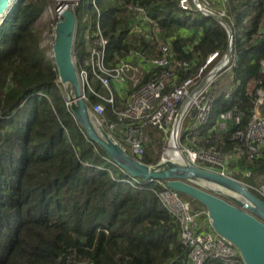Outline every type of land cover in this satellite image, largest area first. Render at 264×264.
Masks as SVG:
<instances>
[{"label":"trees","instance_id":"trees-1","mask_svg":"<svg viewBox=\"0 0 264 264\" xmlns=\"http://www.w3.org/2000/svg\"><path fill=\"white\" fill-rule=\"evenodd\" d=\"M53 1L15 0L0 23V264H192L180 223L158 196L163 184L137 179L130 185L132 177L88 137L67 103L40 25ZM85 1L89 15L83 12ZM221 7L233 35L234 88L230 98L214 101L201 133L208 141L204 147L228 152L235 148L231 137L238 125L222 131L218 124L234 106L245 114L242 126L251 117L250 86L261 79L264 60V0H227ZM74 11L78 70L88 67L98 26L108 40V66L122 60L139 64L137 54L159 57L168 44L176 81L196 73L214 51L224 53L230 39L218 20L183 9L181 0H81ZM163 70L152 67L145 81ZM90 80L95 91L109 95L98 79ZM112 88L114 103L89 90L87 103L102 102L105 119L118 122L117 112L127 107L133 89ZM147 144L142 161L159 162L161 151ZM229 168L264 200L255 189L264 184V159L243 155ZM205 264L245 263L239 253L230 262L210 258Z\"/></svg>","mask_w":264,"mask_h":264},{"label":"built area","instance_id":"built-area-1","mask_svg":"<svg viewBox=\"0 0 264 264\" xmlns=\"http://www.w3.org/2000/svg\"><path fill=\"white\" fill-rule=\"evenodd\" d=\"M196 1L181 0V7L192 9L196 6ZM198 2L201 3L199 0ZM136 9L142 15L145 14L142 8ZM219 10L222 11L219 12L221 15H226L224 8ZM89 34L87 38H90ZM91 38L90 56L86 61L88 67H82L79 71L85 99H88L86 92L89 90L102 100L114 103L112 84L115 81H125L130 71L135 72L132 77L134 91L127 108L117 112L118 123H109L104 118L105 107L102 102L92 107L110 132L115 133L121 128V133L134 134L133 138L126 135L127 147L134 155L143 157L145 151L143 131L148 127H154L166 137L165 155L169 157L170 149H177L179 154L183 153L192 164L201 167L207 164L222 175H232L229 163L240 156L244 155L251 161L264 159V60L261 62L262 77L252 91L253 109L246 125L242 126L245 114L238 106L221 114L218 124L220 130H227L230 123L238 125L231 137L235 142L234 150L223 152L215 146H203V143L208 141L201 133V128L208 122L214 101L218 97L232 96L235 78L233 69L237 60L234 59L231 42L230 50L227 49L224 53L220 51L211 53L196 73L175 83L176 72L170 68L173 62L170 45H162V55L147 60L152 67H161L164 70L157 78L143 82L144 72L139 65L126 60L114 66L106 64L108 40L102 35L99 26L97 35L94 39L93 36ZM137 57L143 58L140 54H137ZM184 65L188 66L189 63ZM92 76L108 90V97L94 90L90 80ZM126 121L130 122L125 123ZM120 137L125 140L123 135L120 134ZM136 180L128 181L132 186H136ZM163 185L165 188L158 196L162 204L178 219L182 242L190 249L189 258L192 264H205L210 258L230 262L238 256V249L230 241L218 234L201 231L198 217L205 210L196 207L194 199L184 198L179 192L168 188L164 183ZM255 189L264 196V184Z\"/></svg>","mask_w":264,"mask_h":264},{"label":"water","instance_id":"water-1","mask_svg":"<svg viewBox=\"0 0 264 264\" xmlns=\"http://www.w3.org/2000/svg\"><path fill=\"white\" fill-rule=\"evenodd\" d=\"M15 0H0V23ZM196 8L218 20L233 35L228 22L217 14ZM63 18L56 23L52 58L67 103L88 137L106 151L109 158L131 177L144 181H164L175 191L202 203L208 210L213 230L237 247L245 264H264V200L242 181L192 164L184 154L162 158L148 164L128 152L125 146L108 132L84 98L76 65L75 41L78 20L69 3L60 2ZM230 50V49H228Z\"/></svg>","mask_w":264,"mask_h":264},{"label":"rangeland","instance_id":"rangeland-1","mask_svg":"<svg viewBox=\"0 0 264 264\" xmlns=\"http://www.w3.org/2000/svg\"><path fill=\"white\" fill-rule=\"evenodd\" d=\"M81 0H54L53 3L46 9V11L44 12L41 20H40V25L43 27L44 29V33H43V46L46 47L47 49H50V52H52V45L54 42V38H55V26L56 23L59 21L60 19V15L57 11V7H58V3L59 2H63V3H69V7L74 9L77 5L78 2ZM201 3L198 2V0L196 1L197 5H199L201 8L204 9V11L207 10H212V12L207 11L208 13H212V14H217L220 17L224 18L226 17V15H221L219 12H222L221 10H219L221 8V5L223 6L224 3H226V1L224 0H219V2H221V5L219 6V4L215 3L214 0H199ZM87 1L84 2L83 4V12L86 15H89V12L87 11ZM204 6H203V5ZM205 7V8H204ZM76 60V58H75ZM77 62V60H76ZM135 74L134 71H130L128 73V75L126 76V80L129 81V85L133 83L132 77ZM138 74V73H137ZM143 77H144V73H143ZM254 88V84H252L250 86V90L253 91ZM129 89V87H128ZM129 97L130 94L128 96V101H129ZM127 101V103H128ZM125 108H123L122 110H124ZM121 129V128H120ZM120 129L117 130L114 133V136L125 146H128V137L126 135H129L130 138H133L134 134L129 132V133H121ZM154 128H148L146 130L143 131V136L145 139V143H153V149L154 151L160 152L161 151V158L165 155L166 152V137L164 136L163 132L161 131H157L155 132V140H152V136H151V132L154 131ZM120 134L123 135V137L125 138V140H122L120 137ZM147 144V145H148ZM160 145V146H158ZM129 151V149H128ZM165 157L167 158L168 156L165 155ZM242 181V180H241ZM244 182V181H242ZM245 183V182H244ZM246 184V183H245ZM248 185V184H247ZM252 187V186H251ZM186 198V197H184ZM201 209L206 210V208H204L203 206L201 207ZM203 220V221H202ZM209 221L208 220V213L207 211H205L201 216L198 217V221L199 222H203L205 223V221ZM210 228V225H209ZM212 231V230H211ZM213 232V231H212Z\"/></svg>","mask_w":264,"mask_h":264},{"label":"clouds","instance_id":"clouds-1","mask_svg":"<svg viewBox=\"0 0 264 264\" xmlns=\"http://www.w3.org/2000/svg\"><path fill=\"white\" fill-rule=\"evenodd\" d=\"M12 5V4H11ZM222 8V7H221ZM184 9V8H183ZM192 9H196V10H198L197 8H196V6H193V8ZM74 10V9H73ZM200 11V10H199ZM202 12V11H201ZM203 13V12H202ZM204 14V13H203ZM205 15V14H204ZM207 16V15H206ZM225 19V18H224ZM229 42H230V39H229ZM164 45V44H163ZM232 48H233V43H232ZM227 49H229V43H228V46H227ZM226 49V50H227ZM218 51V50H217ZM215 52V51H214ZM151 59V58H150ZM149 60V59H148ZM134 64H136V63H134ZM137 65V64H136ZM81 70V69H80ZM80 70H78V71H80ZM91 79H92V77H91ZM151 80V79H150ZM126 82L128 83V81L126 80ZM143 82H147V81H145V75H144V80H143ZM92 83V82H91ZM101 84V83H100ZM81 86H82V84H81ZM114 86V83L112 84V87ZM129 86H131V88L133 89L132 90V92H131V94L133 93V91H134V88H133V86H132V84H127V88H125V89H128V87ZM115 87V86H114ZM105 88V87H104ZM82 90H83V94H84V89H83V87H82ZM112 90H113V88H112ZM124 90V89H123ZM122 90V91H123ZM88 91V90H87ZM87 93V92H86ZM109 93V92H108ZM113 93H114V91H113ZM122 93V92H121ZM131 94H130V96H131ZM103 96V95H102ZM109 96V95H108ZM108 96H104V97H108ZM85 98V97H84ZM129 99H130V97H129ZM114 100H115V97H114ZM86 101H87V99H86ZM104 101V100H103ZM106 102V101H105ZM115 102V101H114ZM109 103V102H108ZM128 103H129V101H128ZM128 103H127V106H128ZM93 107V106H92ZM91 107V108H92ZM127 108V107H126ZM125 108V109H126ZM92 111H93V109H92ZM94 112V111H93ZM99 118V117H98ZM105 118V117H104ZM100 119V118H99ZM101 120V119H100ZM102 122V121H101ZM110 123V122H109ZM113 123H118V122H113ZM103 124V123H102ZM104 125V127H105V129L108 131V132H110L108 129H107V127L105 126V124H103ZM230 125V124H229ZM148 128H154V127H148ZM147 128V129H148ZM155 130H158L157 128H154ZM160 131V130H159ZM113 136H114V133H112V132H110ZM145 141H144V150H145ZM123 146H125L124 144H122ZM126 147V149L128 150L129 149V147H127V146H125ZM129 153H131L133 156H135L136 158H139V159H141L142 160V158H140V157H138V156H136V155H134L133 153H132V151L129 149V151H128ZM144 153H145V151H144ZM144 156V155H143ZM163 158V157H162ZM161 158V159H162ZM166 158V157H165ZM167 158H171V157H167ZM160 159V160H161ZM159 160V161H160ZM196 166H198V165H196ZM201 167V166H200ZM203 168H206V169H210V170H213V171H216V169H212L210 166L209 167H206V166H204ZM217 172V171H216ZM217 173H219V172H217ZM221 174V173H220ZM233 175V174H232ZM232 175H225V176H232ZM233 177V176H232ZM132 179H138V178H134V177H132ZM237 179V178H236ZM140 180H142V179H140ZM239 180V179H238ZM144 181V180H143ZM158 181H160V182H163L166 186H167V184L164 182V181H162V180H158ZM241 181V180H240ZM147 182H149V181H147ZM151 182V181H150ZM162 183V184H163ZM131 185V184H130ZM247 185V184H246ZM164 186V185H163ZM248 187H249V185H247ZM168 187V186H167ZM165 188V187H164ZM169 188V187H168ZM171 189V188H170ZM249 189H250V187H249ZM173 190V189H172ZM178 192V191H177ZM180 193V192H179ZM182 196H184V197H186V198H191V197H189V196H187V195H185V194H182V193H180ZM192 199H194V198H192ZM195 200V199H194ZM197 201V200H196ZM197 202H199V201H197ZM200 203V202H199ZM202 204V203H201ZM203 205V204H202ZM204 206V205H203ZM204 208H206V206H204ZM205 211H207V213H208V210H207V208H206V210ZM208 220H209V216H208ZM199 222V221H198ZM209 223H210V220L208 221ZM200 223V222H199ZM200 225H201V231L202 232H211V233H215V234H217L214 230H213V228H212V226H211V224H210V226H211V228H212V231H205L204 230V228H203V225H202V223H200ZM180 235H181V233H180ZM219 235V234H218ZM223 237V236H222ZM182 239V238H181ZM226 239V238H225ZM235 246V245H234ZM236 247V246H235ZM189 248V247H188ZM237 248V247H236ZM190 250V249H189ZM238 252H239V250H238ZM189 253H190V251H189ZM240 253V252H239ZM189 260H190V258H189ZM190 263H191V261H190Z\"/></svg>","mask_w":264,"mask_h":264},{"label":"crops","instance_id":"crops-1","mask_svg":"<svg viewBox=\"0 0 264 264\" xmlns=\"http://www.w3.org/2000/svg\"><path fill=\"white\" fill-rule=\"evenodd\" d=\"M185 31V33H186V35H190L191 34V31L190 30H184ZM189 32V33H188ZM133 56H131V57H129V59H131ZM138 58V57H137ZM139 59V64H137V65H139L141 68H142V70H143V72H144V75H146V73H149V71L151 70V68H152V66H151V64L145 59V58H138ZM133 63V62H132ZM180 81H176L175 83H179ZM129 83V82H128ZM127 82H126V80L125 81H123V82H117V81H115L114 82V86H115V89L119 92V93H121L122 92V90L123 89H125V88H127V84H128ZM203 221V220H202ZM205 221V220H204ZM200 223H202V225H203V228H204V230L205 231H211L212 230V228H211V226H210V228H209V225H210V223L208 222V221H205V223H203V222H200Z\"/></svg>","mask_w":264,"mask_h":264},{"label":"bare ground","instance_id":"bare-ground-1","mask_svg":"<svg viewBox=\"0 0 264 264\" xmlns=\"http://www.w3.org/2000/svg\"><path fill=\"white\" fill-rule=\"evenodd\" d=\"M60 3V2H59ZM59 3H58V6H59ZM57 11H58V13H59V15H60V19L59 20H61L62 18H63V12H61V10L60 9H58V7H57ZM179 150H177V149H170V151H169V153H168V155H169V157H175V154H179V152H178ZM174 155V156H173Z\"/></svg>","mask_w":264,"mask_h":264}]
</instances>
